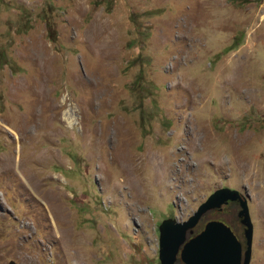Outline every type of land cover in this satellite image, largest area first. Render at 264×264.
I'll list each match as a JSON object with an SVG mask.
<instances>
[{
    "label": "rangeland",
    "instance_id": "rangeland-1",
    "mask_svg": "<svg viewBox=\"0 0 264 264\" xmlns=\"http://www.w3.org/2000/svg\"><path fill=\"white\" fill-rule=\"evenodd\" d=\"M221 188L264 264V0H0V264H160Z\"/></svg>",
    "mask_w": 264,
    "mask_h": 264
},
{
    "label": "water",
    "instance_id": "water-1",
    "mask_svg": "<svg viewBox=\"0 0 264 264\" xmlns=\"http://www.w3.org/2000/svg\"><path fill=\"white\" fill-rule=\"evenodd\" d=\"M231 203L240 207L238 218L244 226V244L221 221L208 222L201 233L191 237L206 214L221 212ZM159 232L160 264H251L252 261L254 225L248 200L237 190H216L187 221L165 220Z\"/></svg>",
    "mask_w": 264,
    "mask_h": 264
},
{
    "label": "trees",
    "instance_id": "trees-1",
    "mask_svg": "<svg viewBox=\"0 0 264 264\" xmlns=\"http://www.w3.org/2000/svg\"><path fill=\"white\" fill-rule=\"evenodd\" d=\"M233 204L235 205L236 203H231L229 206H232Z\"/></svg>",
    "mask_w": 264,
    "mask_h": 264
},
{
    "label": "bare ground",
    "instance_id": "bare-ground-1",
    "mask_svg": "<svg viewBox=\"0 0 264 264\" xmlns=\"http://www.w3.org/2000/svg\"><path fill=\"white\" fill-rule=\"evenodd\" d=\"M11 169V168H10Z\"/></svg>",
    "mask_w": 264,
    "mask_h": 264
}]
</instances>
